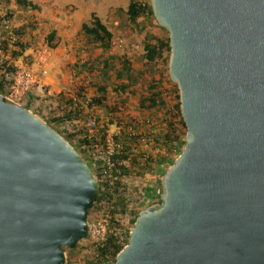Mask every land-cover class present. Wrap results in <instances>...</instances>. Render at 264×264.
Returning a JSON list of instances; mask_svg holds the SVG:
<instances>
[{
	"label": "water",
	"instance_id": "1",
	"mask_svg": "<svg viewBox=\"0 0 264 264\" xmlns=\"http://www.w3.org/2000/svg\"><path fill=\"white\" fill-rule=\"evenodd\" d=\"M148 1L184 142L109 264H264V0ZM97 192L73 145L0 93V264H65Z\"/></svg>",
	"mask_w": 264,
	"mask_h": 264
},
{
	"label": "rangeland",
	"instance_id": "2",
	"mask_svg": "<svg viewBox=\"0 0 264 264\" xmlns=\"http://www.w3.org/2000/svg\"><path fill=\"white\" fill-rule=\"evenodd\" d=\"M28 1L30 3H36V5L37 3L42 5L44 2H48L51 8L46 11L44 16L53 13L61 17V19L65 18L66 24L61 36V38H63L60 40L59 44L61 46L60 50L54 52L49 48L50 53L48 63L46 62L45 65V77L46 79H69L66 83L57 82L56 80L50 82L47 80L46 88L49 89V94L44 96L33 95L29 97L30 102L26 106L30 111L38 115L44 121L49 122L48 124L56 129L62 136H67L72 145L80 146L78 142L80 135L82 132L90 131L89 127L86 125V117L88 114L98 118V121L105 122L108 119V112L110 110H103L101 105L89 104L90 97L96 92L95 86L102 85L105 88L104 99L102 101L106 105H115V107H117L118 110L112 112L115 113L116 116L120 114L119 119L121 121H133L135 123L134 127L137 129L140 128L139 130L146 124L154 126V129L159 127L160 117L158 113L153 110L148 112L146 109H140L136 105L137 95L139 93H145L143 84L134 81L131 89L127 87L124 90H119L117 83L120 81L122 82V79L125 78L122 76H114L115 68L120 65L123 58H127L134 69L144 64V60L141 56L143 50V31L147 29L154 33H163V30L155 25L156 21L154 17L145 14L135 23L128 20L124 15V9L128 0ZM32 9L34 8L29 4H21L17 0H0V43L3 38L11 39L9 36L10 34L19 38H22L21 36H27L26 40L23 41H25L26 45L29 46L28 48L33 52L38 50L40 46L45 43L42 33L46 27H39V29H37V24L33 25L31 21L29 23V20H27L31 17L30 10ZM91 10L105 23L112 33L110 44L107 49L102 48L96 41L79 32L80 22L88 19V13ZM3 19H6L8 22L7 28L2 26ZM65 35L69 38H66ZM0 49L2 51L1 46ZM2 52L3 55L9 57L8 53ZM103 60L107 61L109 64L106 66L107 69L104 72V67L101 66ZM158 64L160 65L159 67L160 70H162L163 76L161 79L162 93L170 104L173 99L172 83L167 81L161 60H158L157 63H150L147 73L150 78L153 77L152 73H157ZM153 70L156 71L153 72ZM7 71L9 72V70ZM0 79L1 82H3L2 90L5 92L6 79L1 77V75ZM70 102L71 104L77 103V105H80L85 115L77 119L54 120L52 118L53 115L55 113H61L63 107L68 104L70 105ZM130 116L134 119L131 120ZM146 117H148L149 120H145ZM114 119H116V117ZM140 147L152 151L151 147L147 145H140ZM162 153H164L163 150ZM175 156L176 155H172L171 158ZM89 160L91 164H96L98 166L97 170L99 171V162L97 161L95 163L93 157H89ZM157 175L156 164L153 163L150 168H147L140 176L134 177L132 175L126 178L125 182L130 188L135 186L137 190L135 192V197L137 198L139 197L138 195H140L139 189L146 187ZM128 201L127 207H129L130 204L133 206L130 208L129 214H125L123 219L120 220L122 225L129 224L127 221L132 215L131 213H133L132 208L139 204L137 203V199L132 197H130ZM144 204L149 205L152 203L144 202ZM141 208L142 207H140L138 211ZM101 210L102 207L97 206V203L92 204L87 211L86 220L90 221V219L94 217L103 215ZM93 247L92 238L86 234L85 237L77 240L73 247L64 248V261L67 259V264H85V260L90 257V252Z\"/></svg>",
	"mask_w": 264,
	"mask_h": 264
},
{
	"label": "trees",
	"instance_id": "3",
	"mask_svg": "<svg viewBox=\"0 0 264 264\" xmlns=\"http://www.w3.org/2000/svg\"><path fill=\"white\" fill-rule=\"evenodd\" d=\"M17 1L21 4H29L35 7V5L29 3L28 0ZM145 14H149L153 17L148 0H128L124 9V15L128 20L135 23ZM155 25L163 30V33H154L151 30L144 33L141 56L144 61H148L149 63H157L158 60H161L167 81L172 83V102L169 104L168 99L162 93V70L158 71L157 77L148 78L143 75L142 69H134L130 65L128 59L123 58L120 65L115 68L114 76H122L125 78L122 79V82L120 81L117 83L119 90H124L127 87L131 89L134 81L143 84L145 93L139 94L136 105L140 109H146L148 112L153 110L158 113L160 116L159 127L154 129V126L146 124L141 130L135 127L133 133L122 131L120 134L114 136L113 178L108 181L101 176L97 170L98 166L96 164H91L89 157H93L95 163L98 161L97 158L101 154V143L104 130L109 123L115 120L119 122L127 121H121L119 119L120 114L116 116L115 113H113L115 110H118L115 105H106L102 101L104 99L105 88L102 85H96V92L90 97L89 104L101 105L103 110H110L108 112V119L104 122L98 121L99 119L95 117L96 122L92 129L82 132L80 135L78 139L80 146L73 145L95 176L98 192L92 204L97 203V206L102 207L101 213L106 217L108 224V230L102 243L94 245L90 252V257L85 260V264H109L114 260L116 252L127 240L128 230L132 225L138 209L146 205L144 202L153 203L159 201V174H161L165 166L172 161L173 157L171 158V156L176 155L180 151L184 142L185 126L179 112L177 88L175 83L170 81L166 72L169 50L167 31L156 22ZM79 32L96 41L102 48L107 49L109 47L112 33L94 11H89L88 19L80 23ZM53 38L54 29H50L44 36L49 47L54 46L52 42ZM0 46L2 51L8 53L9 58H15L21 55L27 47L25 41L19 37H15L14 40L3 38L1 39ZM1 65L2 64H0V66ZM108 65L107 61L103 60L101 62V66L104 67L103 72L107 69L106 66ZM5 68L10 71L12 67L7 65ZM2 87L3 82H1L0 79V93L4 94ZM84 115L80 105H77V103L71 104L70 102V105L64 106L62 112L55 113L52 118L60 121L63 119H77ZM115 117L116 119H114ZM130 119L133 120L134 118L130 116ZM63 137L70 142L67 136L63 135ZM141 137H146L149 140L148 146L151 148L156 147L157 152L155 151L154 153L152 149V151H149L148 149L141 148ZM162 150L164 153H162ZM153 163L156 164L158 175L153 178L146 187L139 189L140 195L136 198L135 192L137 190L135 186L130 188L129 185L126 184L125 179L132 175L134 177L140 176L147 168H150ZM130 197L137 199V203L139 204L132 208L133 213H131L132 215L127 221L129 224L122 225L120 220L123 219L125 214H129L128 212H130V208L133 206L130 204V206L127 207ZM121 235L124 236L123 240L120 239ZM64 248L67 247L62 246L63 250ZM66 261L67 259L64 261L65 264H67Z\"/></svg>",
	"mask_w": 264,
	"mask_h": 264
},
{
	"label": "built area",
	"instance_id": "4",
	"mask_svg": "<svg viewBox=\"0 0 264 264\" xmlns=\"http://www.w3.org/2000/svg\"><path fill=\"white\" fill-rule=\"evenodd\" d=\"M2 26L7 28L8 22L3 19ZM11 40L15 39L14 35H9ZM50 49L48 45L43 43L38 50H35L31 55L23 53L15 58H9L3 55L0 49V75L6 79L4 95L13 101L26 106L28 97L31 95L44 96L49 94L46 88L45 81V65L49 56ZM30 55V56H28ZM11 66L8 72L5 66ZM38 72H37V70ZM27 107V106H26ZM29 109V108H28ZM148 120V118H145ZM95 117L88 114L86 117V125L89 129L95 125ZM135 130L134 122H119L117 120L109 123L104 130L102 139L101 154L98 156L99 173L102 177L110 181L113 178V153H114V136L120 134L122 131L133 133ZM142 145L148 146L149 140L146 137H141ZM156 151V147H152ZM107 219L104 215H99L87 221V234L92 238L94 245L102 243L105 234L108 230ZM124 236H120L123 240Z\"/></svg>",
	"mask_w": 264,
	"mask_h": 264
},
{
	"label": "crops",
	"instance_id": "5",
	"mask_svg": "<svg viewBox=\"0 0 264 264\" xmlns=\"http://www.w3.org/2000/svg\"><path fill=\"white\" fill-rule=\"evenodd\" d=\"M30 3V2H29ZM31 3H33V2H31ZM34 5H35V7H33L34 9H32V10H30V15H31V17H29L27 20H29V23H30V21H31V23L33 24V25H38V28L37 29H39V27H41V28H43V27H46L45 28V30L43 31V33H42V37L44 38V36H45V34L50 30V29H54V38H53V40H52V42L54 43V46H52V47H49L52 51H54V52H58L59 50H60V40L63 38H61V36H62V32H63V30H64V26H65V24H66V20H65V18H63V19H61V17H59L58 15H55V14H47L46 16H44L45 14H46V11H48V10H50V8H51V6H50V3H48V2H44V4H42V5H39L38 3H37V5H36V3H33ZM25 5H27V4H25ZM40 8H39V7ZM32 7V6H31ZM44 11H45V13H44ZM26 21V20H25ZM27 22V21H26ZM82 22V21H81ZM80 22V23H81ZM47 25H49V26H47ZM80 25V24H79ZM66 30V29H65ZM146 31H149V30H147V29H145L144 31H143V35H142V44H143V37H144V33L146 32ZM59 36H60V38H59ZM22 38V40H26V38H27V36H21ZM65 37L66 38H69L67 35H65ZM45 40V39H44ZM45 44L47 45V43H46V41H45ZM29 46H27L25 49H24V51H23V53H29L30 55L33 53V51L31 50V49H29L28 48ZM142 49H143V47H142ZM49 57V56H48ZM48 59L49 58H47V63H48ZM84 64V63H83ZM150 63L148 62V61H144V64H142V65H140L138 68H136V69H139V70H141L142 69V72H143V75H145V76H147L148 78H149V75H148V68L150 67V65H149ZM160 65L158 64V68H157V73H152L153 75V77H157L158 76V70H160V67H159ZM37 70V69H36ZM156 70H153V72H155ZM49 78V77H48ZM63 78V77H62ZM47 80L48 81H57V82H63V83H66L69 79H46V77H45V81H46V83H47ZM48 91H49V89H48ZM140 94V93H139ZM139 94L137 95V98H138V96H139ZM29 97H31V95L29 96ZM27 98L28 99V102H30V98ZM137 100V99H136ZM160 117V116H159Z\"/></svg>",
	"mask_w": 264,
	"mask_h": 264
}]
</instances>
